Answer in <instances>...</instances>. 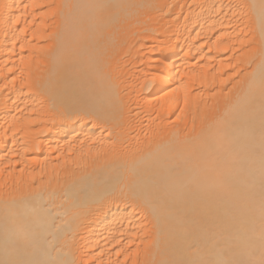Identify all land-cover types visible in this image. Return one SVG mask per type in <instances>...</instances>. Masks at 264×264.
Masks as SVG:
<instances>
[{"label":"bare ground","instance_id":"obj_1","mask_svg":"<svg viewBox=\"0 0 264 264\" xmlns=\"http://www.w3.org/2000/svg\"><path fill=\"white\" fill-rule=\"evenodd\" d=\"M0 264H264V0H0Z\"/></svg>","mask_w":264,"mask_h":264}]
</instances>
